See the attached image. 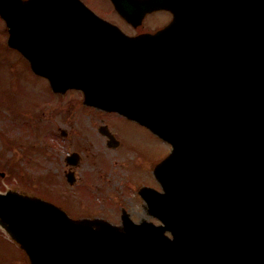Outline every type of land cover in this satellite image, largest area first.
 <instances>
[{
  "label": "water",
  "instance_id": "95a60500",
  "mask_svg": "<svg viewBox=\"0 0 264 264\" xmlns=\"http://www.w3.org/2000/svg\"><path fill=\"white\" fill-rule=\"evenodd\" d=\"M9 1L8 45L53 92L80 90L85 105L171 146L154 169L161 192H139L160 225L72 220L0 194V227L30 264H264V0H183L176 11L169 0H112L133 24L171 7L165 29L138 38L76 0Z\"/></svg>",
  "mask_w": 264,
  "mask_h": 264
},
{
  "label": "rangeland",
  "instance_id": "374dc122",
  "mask_svg": "<svg viewBox=\"0 0 264 264\" xmlns=\"http://www.w3.org/2000/svg\"><path fill=\"white\" fill-rule=\"evenodd\" d=\"M164 20L163 15H155L147 18L145 25L153 28V23H159L155 21ZM7 37L0 21V173L4 174L0 176V192L17 191L58 206L60 191L72 197L64 179L65 159L77 153L81 158L72 185L76 203L82 201L77 188L83 194L92 191L95 172L105 185L100 193L93 189L97 194L91 192L96 207L87 208L84 214H73L78 210L72 198L69 203L61 202V206L72 211L70 214L66 211L69 217L104 216L102 211L107 206L108 221L118 225L119 219L111 213L119 206L117 201L126 207L134 222L145 219L156 223L147 216L142 201L134 193L144 186L159 190L152 172L168 155V144L133 121L108 114L107 122L117 123L121 147H106L105 138L94 129L97 120L82 111V93L74 90L53 93L48 82L34 75L28 62L7 46ZM85 184L89 185L88 191L83 192ZM102 197L109 201L104 202ZM0 264H29L25 253L1 230Z\"/></svg>",
  "mask_w": 264,
  "mask_h": 264
},
{
  "label": "flooded vegetation",
  "instance_id": "af4514ba",
  "mask_svg": "<svg viewBox=\"0 0 264 264\" xmlns=\"http://www.w3.org/2000/svg\"><path fill=\"white\" fill-rule=\"evenodd\" d=\"M81 1L85 6H87L89 9H91L93 12H95L97 15H99L100 17H102L103 19H105L106 21L110 22L111 24L119 27L125 34L131 36V37H135V36H139V35H143V34H152L155 33L157 31H159L160 29H162L163 27H165L172 19V15L170 14V12L165 11V10H157L154 12H151L149 14H147L141 22H139L138 24H133L131 22H127L126 20H124L115 10L114 7L112 5V3L110 2V0H79ZM107 4L109 6V10H107ZM163 15L164 16V21L160 22V21H155V22H159V23H153L154 27L153 28H148L145 25V20L149 17H154L155 15ZM82 104V103H81ZM82 111L84 113L88 112L90 115V118H93L94 120H97L96 125L94 126V129H96L97 133L100 134L101 137L105 138V145L107 147L108 143L111 144H115V142L120 139L117 138V123L115 121H111V122H107V116L108 114L111 115H117L115 113H107L106 111H103L101 109H97V108H93V107H88V106H83ZM116 137L112 138L111 140L107 139V135H112V134ZM64 134V133H63ZM110 144V145H111ZM121 147L120 143L118 142L116 148ZM109 148V147H108ZM114 149V148H112ZM81 157L77 156L75 159L70 160L68 159V157H66L65 162H66V170L64 171V179L66 182V185L68 186V188L70 189V193L72 195V197L63 191L59 192V201L60 204H58V206L62 209H64L65 211H67L69 214L72 212L70 210H68L67 208H65V206H61V202H66L69 203L68 201L71 200L72 198V202L73 204L77 205V210L78 212H73V214H84L87 211V208L89 207H96V203L92 202L94 201V196L91 195V192H93V189L98 190V192L100 193V189L102 188V186L105 185V183H103L101 180H99V174H97V172H95L96 175V179L91 181L92 184V191L90 192H86L88 191V184H85L84 188H83V192H86L85 194L81 193L78 188L76 189L77 192L80 193V197L82 201H79V204H77V200H75V191L72 189L75 186H72L76 180V172H77V163L79 161ZM71 163H74L76 166L73 167ZM93 166V165H92ZM100 171V170H99ZM103 175V174H100ZM91 178V177H89ZM64 182V183H65ZM99 182H102V185H98ZM72 186V187H69ZM95 196H97V194L95 192H93ZM86 195V196H85ZM102 195V194H101ZM103 196V195H102ZM107 196V194H106ZM138 197V199H140L138 192L134 193V197ZM85 198H87V200H85ZM102 200H104V202H108L109 199L107 200V198L102 197ZM116 204H118L119 206L115 207L112 210V214L115 215V218H118L119 221H121L122 217H131V215L126 211V207H124L123 205L120 204V202L115 201ZM56 204V203H55ZM57 205V204H56ZM106 211H102L104 213L102 215L99 216H95L96 218H102V219H109L107 216V206L105 207Z\"/></svg>",
  "mask_w": 264,
  "mask_h": 264
}]
</instances>
